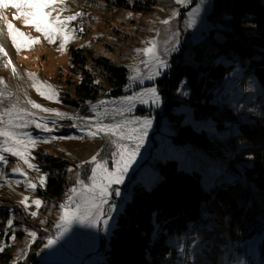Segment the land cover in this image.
Wrapping results in <instances>:
<instances>
[{
  "label": "trees",
  "instance_id": "16d2710c",
  "mask_svg": "<svg viewBox=\"0 0 264 264\" xmlns=\"http://www.w3.org/2000/svg\"><path fill=\"white\" fill-rule=\"evenodd\" d=\"M90 1L104 11L144 14L167 2L178 6L175 0ZM84 12L90 11L85 8ZM208 17L217 19L218 25L191 48L178 45V51L167 59L170 69L166 68L154 86L163 114L171 116L173 110L177 112L170 135L173 144L196 148L207 157L222 160L223 164L215 169L228 170L229 173L224 172L228 180L215 179L210 186H203L197 170L180 169L172 160L155 163L156 178L150 184L133 181L128 188L127 202L104 245L102 264H181L183 259L185 264H254L255 260L264 264V97L256 99L255 116L239 111L250 77L264 91V0H213ZM114 33L119 31L115 29ZM78 34L89 35L86 28ZM101 38L99 34L90 43L72 46L67 52L68 72L64 79L63 74L58 75L59 107L67 113L78 112L80 107L65 108V102L79 106L96 102L101 96L119 97L129 86L124 62L117 64L101 53H92L93 44H100ZM109 44L111 49L121 45L117 41ZM235 71H241L242 79L226 91ZM239 88L244 92L242 99L232 103L230 94ZM174 92H182L184 98L177 99ZM221 92L227 96L217 105L213 99ZM186 111L195 122H205L202 129L185 122ZM209 123L220 138L226 136V150L209 137ZM9 160L8 165L14 163L13 158ZM49 161L51 172L46 185L36 190L42 205L58 202L73 186L69 163L51 157ZM240 169L244 170L242 176ZM7 188L0 182V212L4 214L0 219V242L11 207L16 215L12 227L22 226L26 218L22 208L10 200ZM4 193L8 201L4 200ZM192 227L185 246V236ZM7 232L8 236L12 233L10 229ZM15 232L18 239L26 235L21 228ZM34 244L23 251V257L15 264H40L41 247ZM14 249L15 246L7 245L0 251V264L11 261Z\"/></svg>",
  "mask_w": 264,
  "mask_h": 264
},
{
  "label": "rangeland",
  "instance_id": "374dc122",
  "mask_svg": "<svg viewBox=\"0 0 264 264\" xmlns=\"http://www.w3.org/2000/svg\"><path fill=\"white\" fill-rule=\"evenodd\" d=\"M212 1L189 0L186 7L180 4L173 7L170 2H167L166 5L158 6L154 11L144 14L104 11L93 5L90 0H49L53 7L41 9V11L50 12L53 19L57 15L61 19L75 17L66 26L71 39L63 49L60 47V39L50 43L42 32L25 25L22 19H15L17 15L15 8L10 5L0 8V15L4 17L0 20V29L10 44L7 42L10 50L7 53L1 47L3 37L0 31V49H2L0 51V117L3 118L0 129L14 131L20 137V142L15 143L11 139L0 136V147L7 140L11 146L24 151L28 161L25 163V159L20 156L0 152L6 160V162H0V182H4L9 188L7 191L10 200L22 208L26 217L22 226L11 227V235H7L8 225L2 234L0 249H4L7 245L15 246L14 254L8 264H15L21 255L23 257V251L28 249L33 242L37 247H41L40 264H102L104 245L111 235L118 214L127 202L128 188L131 187L133 181H144L150 184L156 178L153 165L157 162L172 160L177 162L180 169L197 170L201 173L203 186H210L215 179L218 182L228 180L224 173H229L228 170L220 172L215 169L216 166L223 164L222 160L207 157L196 148L176 147L173 144L170 135L174 131L173 118L177 113L176 110L172 111L171 116L163 114L160 98L157 104H153L147 94L145 95L146 102L143 104L138 101L134 102L131 111L128 110V104L125 101L128 96L146 93L147 89L155 88L158 77L166 68L170 69L171 64L167 63V59L169 61L170 56L178 51V45L189 49L192 45L200 43L203 37L210 35L209 30L218 25L217 19L208 17ZM174 3L177 4L175 1ZM85 8L89 9V14L84 12ZM196 8L200 11L192 16ZM87 15L89 20H87ZM190 20L192 21L191 27L188 26ZM7 23H11L16 32L23 33L22 37H17V42L20 44L19 49L13 45L8 35ZM85 28L89 35H79L78 32H82ZM115 29L119 31V34L114 33ZM99 34L102 35L101 43L93 44L92 53H101L117 64L125 63L128 69L129 86L119 97L101 96L96 102H88L79 106L67 105L65 102L63 105L65 108L80 107L78 112L67 113L59 107L60 82L58 79L60 73L63 74L64 79L68 72L70 62L67 52L72 46L90 43L89 40ZM218 36L215 35L216 38ZM113 41L120 42L121 45L115 49L108 48L111 47L109 43ZM151 41L156 42V55L166 62L168 67L159 68V74L149 80L147 76L150 72L157 71L155 64L147 63L149 56L144 53L145 49L153 47ZM233 74L226 91L231 90L242 79L241 71H235ZM132 77H138V79L134 81ZM263 93L264 91L256 80L250 77L246 81V97L239 103V111L255 116L258 112L256 99L258 96L263 99ZM243 94L242 88L233 89L229 101L236 104L238 99H242ZM173 95L177 99L184 98L182 92H174ZM226 96V93L221 92L214 97L213 102L221 105V101L225 100ZM65 101L69 102L67 98ZM33 104L40 105V108L33 107ZM32 110L35 113L32 114ZM59 112L61 115H56ZM158 116L161 117L159 121H157ZM137 117L150 119L152 123L136 157V162L124 178V183L113 186L119 188L121 195L112 196L108 203L103 205V214L97 226L89 227L87 224L74 221L69 225V231L60 236L61 230L56 225L60 223L65 213L75 212V203H80L82 200V188L77 180H83L85 188L90 186V169L93 165L88 162L97 156L98 159L108 160L111 166V154L115 151V145L111 143V140L115 137L109 138L103 131L95 137L90 136L89 133L97 132V122L101 125L117 124ZM184 117L185 122L192 124L195 128L202 129L203 124L205 125L204 121L192 120L187 111ZM10 119L18 126L10 128ZM25 121H29L26 127L23 126ZM36 123H43L50 131L45 132L42 128H36ZM206 127L209 137L216 143V146L223 151L226 150V136L220 138V133L215 130L213 124L209 123ZM53 136L56 139H52ZM29 137L32 142H29ZM48 157H51V160L52 158L53 160L63 159L64 162L69 163L71 166L69 176L73 180V186L58 202L48 205L41 203L37 206L34 201L40 199L36 195V190L39 186L46 185L47 176L51 172ZM10 158L14 159V163L8 165ZM14 169H19V171H14ZM239 175H241L240 172ZM30 185H35V188ZM72 189H76V192L73 193ZM26 197L27 206L22 203ZM3 198L8 201L6 193ZM70 198H74L75 202L70 204ZM61 205H68V207L62 210ZM14 212L15 209L11 207L8 211V220L14 221L16 217ZM32 212H36V215H31ZM3 215V212H0V219ZM105 219L108 220L107 227L103 224ZM20 220L22 221V218ZM20 228L23 233H26L23 239H18L14 235L15 231ZM192 231L193 229L189 231L184 241L189 239L188 236H191ZM30 232L36 233L34 241L29 235ZM12 236L16 238L12 239ZM49 238L56 240V243L51 247H45ZM179 246L183 250L182 244ZM31 248L27 255L30 254ZM254 264H262V262L255 260Z\"/></svg>",
  "mask_w": 264,
  "mask_h": 264
},
{
  "label": "snow or ice",
  "instance_id": "6c2138e0",
  "mask_svg": "<svg viewBox=\"0 0 264 264\" xmlns=\"http://www.w3.org/2000/svg\"><path fill=\"white\" fill-rule=\"evenodd\" d=\"M177 4L187 6L189 0H175ZM203 2V0H201ZM11 7L17 10V15L15 19H22L24 24L31 26L36 29L38 32H42L45 38L50 42L54 43L57 39L61 40L60 47L63 49L65 45L69 42L71 37L69 36V29L66 27L75 17H68L67 19H61L59 15L52 18L50 12L41 11V9H48L53 7L49 0H0V8ZM200 11L199 8H196L195 11L191 14L195 16ZM175 15V13H174ZM3 15H0V20H3ZM167 23V21H165ZM189 27L192 26V21H189ZM8 35L11 37L13 45L18 49L20 44L17 42L18 36H23V33H18L13 28L11 23H7ZM35 43L36 41H31ZM153 47L147 48L144 50L146 56H149L147 63L155 64L157 71H151L147 76V79L151 80L156 75L159 74L158 69L166 67V62L160 60L159 56L156 55L155 51V41L150 42ZM2 51V49H0ZM15 71V70H14ZM135 81L138 77H132ZM143 79V78H139ZM39 90V89H38ZM148 95L153 104H157L159 101V96L157 89L149 88L146 90V93H139L137 95L128 96L125 98L126 103L128 104V110L131 111V106L134 102L138 101L139 103H145V95ZM50 99L53 97H49ZM33 107L39 109L40 105L33 104ZM42 111H48L47 109H41ZM56 115H61L56 113ZM71 119V118H69ZM0 123H3V118L0 117ZM29 121H25L23 126H27ZM152 121L150 119L144 118H135L129 120H123L117 124H104L101 125L99 122L96 124L97 132L89 133L90 136L95 137L99 132L103 131L106 135L115 137L111 140V143L115 145V151L111 154V166L109 165L108 160L98 159L97 156H94L91 161L88 163L93 165L90 169V186L85 188L83 180H77V183L81 185L82 200L80 203H75V212L65 213L61 217L60 223L56 225L60 229V236H63L69 231V225L72 222H79L81 224H87L89 227H95L100 222L101 216L103 214V205L108 203L109 199L112 196H120L121 192L119 188H114V185H121L124 183V178L127 175L129 169L136 162V157L139 154V150L143 145L144 139L147 135V131L151 126ZM15 123L10 119L9 127H16ZM36 128H42L43 131L49 132L50 129L46 127L43 123H36ZM0 136H4L8 139H11L15 143L20 142L19 135L14 131H5L0 129ZM52 139H56L55 136ZM29 142L31 138L29 137ZM0 152H8L12 156H20L22 159L25 158V153L20 148L13 147L5 141L4 145L0 147ZM0 162H6L5 157L0 155ZM30 167H35L34 165H29ZM14 171H19V169H14ZM23 174V173H21ZM30 187L35 188V185H30ZM73 193L76 192V189H72ZM27 197L22 203L26 204ZM74 198H70V204L74 203ZM34 203L37 206H40L41 201L36 200ZM61 209L68 207V205H61ZM31 215L35 216L36 212H32ZM9 229L13 226V221L11 219L7 220ZM105 227L108 226V220H103ZM29 235L32 237L33 241L36 238L35 232H30ZM15 236H12V239H15ZM56 243V240L49 238L47 245L45 247H51ZM3 251V249H0Z\"/></svg>",
  "mask_w": 264,
  "mask_h": 264
},
{
  "label": "bare ground",
  "instance_id": "6f19581e",
  "mask_svg": "<svg viewBox=\"0 0 264 264\" xmlns=\"http://www.w3.org/2000/svg\"><path fill=\"white\" fill-rule=\"evenodd\" d=\"M1 46L5 49V51L7 53L10 52V50L7 48V44H6V39L3 37L2 41H1ZM242 170V169H241ZM244 172V170H242ZM243 179V178H242Z\"/></svg>",
  "mask_w": 264,
  "mask_h": 264
},
{
  "label": "built area",
  "instance_id": "2783aa9c",
  "mask_svg": "<svg viewBox=\"0 0 264 264\" xmlns=\"http://www.w3.org/2000/svg\"><path fill=\"white\" fill-rule=\"evenodd\" d=\"M241 176L244 174V172L240 169Z\"/></svg>",
  "mask_w": 264,
  "mask_h": 264
},
{
  "label": "water",
  "instance_id": "95a60500",
  "mask_svg": "<svg viewBox=\"0 0 264 264\" xmlns=\"http://www.w3.org/2000/svg\"><path fill=\"white\" fill-rule=\"evenodd\" d=\"M33 112V111H32ZM70 122V121H69Z\"/></svg>",
  "mask_w": 264,
  "mask_h": 264
}]
</instances>
